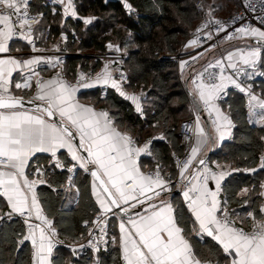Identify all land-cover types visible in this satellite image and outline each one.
Instances as JSON below:
<instances>
[{"label": "snow or ice", "instance_id": "1", "mask_svg": "<svg viewBox=\"0 0 264 264\" xmlns=\"http://www.w3.org/2000/svg\"><path fill=\"white\" fill-rule=\"evenodd\" d=\"M260 2L261 10L264 11V0ZM30 3L31 0H0V54L9 53V42L16 39L24 40L29 45L33 44L30 33L33 25L39 23L42 14L30 15ZM53 3L63 4L65 14L71 12L72 16L77 15L72 0H53ZM244 3L246 8L255 11L251 0H244ZM124 6L129 13L133 11L132 5L127 3V0ZM93 19L95 18H86L84 23L91 24ZM243 19L244 16L234 17L233 22ZM210 22L219 26L218 31H226L224 24L219 20ZM261 25L262 27L241 25L234 33L228 35L229 39L256 38L255 43L246 44L244 49L238 48L235 53L229 52L225 58L228 61L227 68L232 69L234 75L225 76L223 61L216 60L214 63L209 62L204 72L199 73L192 80L195 85V95L206 108L216 111V118L212 124L220 140H223L225 135L221 128L231 126L232 122L228 116L215 108L212 101L226 87L225 80L249 95L250 108L261 109V120H264V99L252 94L251 86L247 88L242 86L243 82L238 79L241 75L251 78L259 71L258 63H264L262 60L264 17L261 18ZM208 27L206 23L202 28L197 29V32H202ZM236 34H239V37ZM207 35L211 39V32ZM197 39L190 40L189 45H196ZM107 47L120 50L111 43ZM32 50H36L34 46ZM41 59V57L22 58L11 55L0 58V197L6 199L10 209L5 216H0V220L5 217L11 220L16 215L24 218L28 234L23 235L18 243L22 245L25 241H31L35 249L33 264H50L48 257L51 256L55 245L61 242L54 239L58 234L52 221L43 216L37 198V184L47 181L30 180L25 169L30 166L29 162L36 153H50L51 157L55 158L53 163L56 168L73 172L77 167L76 164L66 168L64 162L56 158L57 151L65 148L70 153L71 160L78 162L79 167L85 172H90L94 181H99L103 193L107 194L106 199L97 196L102 216L112 212L113 207L127 215L130 208L134 209L137 204L143 205L145 200L149 201L148 206L144 208L145 214L136 213L139 219L128 216L127 223L131 225V229L126 228L123 219L119 225L120 244L126 264H221V259L224 264H264V204L260 205L258 212L253 209L246 213V218L251 219V231L236 226V220L231 218L235 213H230L228 210V199L225 198L223 201L219 199L222 191L221 182L229 173L223 170L214 172L207 166L204 158L197 160L201 149L212 140V132H205V129L200 127L199 116L196 117L194 129L186 125L196 136L195 145L191 147L190 154L182 167L179 162L177 165L180 167V177L187 181L181 187L184 202L191 213V217L186 221L183 213L167 198L171 181L161 175L162 169L158 167L154 174H144L138 166L137 157L141 153H148L149 144L143 147L135 146L136 142L133 138L117 129L107 111L98 112L92 106L79 103L75 93L81 87L91 88L95 85L110 84L121 96L131 100L136 111L142 114L140 97L125 93L120 83L113 78L107 65L102 73L96 74L94 81L86 79L81 73L76 85L73 86L63 80L58 73L57 77L51 80L37 79L35 85L37 91L31 99L25 101L23 96L14 95L10 88L13 72L29 69L30 74L23 77L25 82L14 84L15 89H28L33 77L39 76L34 66L39 64ZM192 59L196 60L197 57ZM47 62L50 63L51 60ZM186 64L187 61H181L182 71ZM209 68H218L219 73L208 72ZM206 72L208 80L211 81L209 83L204 82ZM259 74L264 75V71H259ZM121 79L123 80L124 77L122 76ZM25 104L34 107L25 109ZM220 121L224 122L223 125L219 123ZM82 152L87 155H83ZM194 160H197L201 168L186 176L185 173H188ZM89 166H93L95 170ZM260 168L264 169V156L261 157ZM256 170L247 169L251 172ZM35 175L43 177L45 172L37 166ZM68 179L69 185L72 186V177ZM209 180L215 182L214 189L209 188ZM96 187L93 183L94 194ZM260 187L264 189V183ZM249 191L247 188L242 189L239 195L248 196ZM259 195L264 197V191ZM155 200H159V205L154 202ZM247 203L248 200H245V204ZM33 215L36 220L41 221L40 224L30 223ZM237 219L243 223L245 218L237 217ZM188 223L192 224L191 228H188ZM100 230L103 232V227ZM91 235L92 233L89 232L90 237ZM193 236L211 238L221 251L212 253L214 259H202L201 253L192 242ZM113 241L115 242V237ZM89 245L96 248L91 239Z\"/></svg>", "mask_w": 264, "mask_h": 264}, {"label": "trees", "instance_id": "2", "mask_svg": "<svg viewBox=\"0 0 264 264\" xmlns=\"http://www.w3.org/2000/svg\"><path fill=\"white\" fill-rule=\"evenodd\" d=\"M197 2L127 0L133 7V11L129 13L124 6L125 0H79L76 18H69L62 25L61 15L52 16L48 12L49 15L43 18L41 25L51 28L55 42L61 39V33L66 32L65 44L75 53L68 58V72L74 71L78 65L92 66L98 70L102 65L100 56L109 51L107 45L111 43L120 47L123 67L128 74L126 89L143 94L145 116L138 115L132 103L113 88L107 89L103 97L101 90H96L91 96L98 106L109 111L121 128L129 132L137 142H142L155 136L154 126L164 112L172 125L177 127L181 119H187L191 115V99L173 56L204 16L200 15L203 7L198 9ZM220 4L215 0L211 8L220 10ZM232 5L238 9V0L237 6ZM32 10L41 11L34 8ZM86 18L95 19L91 24H85ZM80 52L92 54L81 55ZM256 83L257 88L264 94V80ZM237 102L240 109L233 115L234 138L224 146L218 159L234 170L239 169L238 172L231 173L224 182V197L229 201L231 213L243 214L250 208L257 209L261 201L258 186L264 178V171L259 169L264 153V126H252L244 110L243 98H239ZM157 142L156 139L153 154L164 172L173 176L176 169L172 155L178 150L166 142ZM253 168L257 170L243 172ZM45 178L47 183L38 187V194L46 215L52 219L54 229L69 242H82L87 237L88 227L94 216L101 212L91 190L92 176L83 169L79 170L74 183L80 192L79 202L75 206L69 203V199L75 194V188L66 185V172L47 168ZM253 184L254 189L248 196H239L244 186ZM245 200H248V205L243 206ZM115 221L114 217L110 220L111 239L117 232ZM23 235L25 226L22 221L2 220L0 264H31L30 243L25 242L22 246L18 243ZM209 244L218 249L215 244ZM67 257L70 258V253L63 247L54 257V264H67L64 263ZM211 257L213 258L209 259H214V256ZM79 258L76 260L78 264H85L84 260L92 257ZM98 258V264H121L122 261L119 249L113 245L109 252L99 253Z\"/></svg>", "mask_w": 264, "mask_h": 264}, {"label": "built area", "instance_id": "3", "mask_svg": "<svg viewBox=\"0 0 264 264\" xmlns=\"http://www.w3.org/2000/svg\"><path fill=\"white\" fill-rule=\"evenodd\" d=\"M49 5H53V0H43ZM239 5L238 9L235 13L229 15V16H221V15H216V14H205L199 24L189 33V36L185 43L182 45L180 50L174 54L173 58L179 64L181 61H187L186 66L184 67L185 71H188L189 73V81L193 88H195V85H193L192 80L195 78L199 73L204 72L205 67H207V64H204L202 66H196L195 60L192 59V57H198L201 53L205 54L208 53L209 51L213 49H222V46L228 43H231L235 41L238 38H233L229 39L228 35L232 34L235 32V29L237 27H240L241 25L248 26L252 25L254 27H262L261 25V18L264 17V11L261 10L262 5L260 0H251V3L253 5V8L255 11L252 9L246 8L244 0H238ZM73 7L75 11L78 9L79 6V0H72ZM196 7L198 9H201L203 7L202 2L198 1L196 3ZM38 14H42L40 16V20L38 24L33 25V30L30 33V36L33 40V44L29 45L26 41L16 39V41H21L24 42L28 45V52L29 54H39L43 57V61H41L37 67H35V71L39 73L38 77H33V84H34V89H36V80L39 79L41 81H46L47 78L52 77L56 78L57 74L59 73L60 76L65 80L67 83L75 86L76 82L80 76L81 73L84 74L86 79H91L92 81L95 80L96 74H98V70H95L92 66L89 67H84L82 65H78L74 71L68 72L67 71V61L68 58L73 56L75 53H73L67 44L65 42H55L52 39V31L49 26H44L41 25V22L43 20V13L38 12V11H33L31 6H30V15L36 16ZM239 16H244L243 21L237 20L235 23L233 22L234 17H239ZM15 19V17H13ZM212 20H219L222 22L225 26L226 31H218L219 26L211 23L210 21ZM208 24V28H204L202 32H197V29L202 28L204 24ZM211 32V39L208 38V33ZM237 37H239V34H236ZM198 38V39H197ZM197 39V44L192 45V48H189V41ZM187 45V47H186ZM33 46L36 49L33 51ZM214 46V47H213ZM51 60V62H47ZM100 59L102 61V67H105L106 65L109 67H113L114 71V79H116L119 83L121 88L125 93H128V95L132 94L131 92L127 91L126 89V83L128 82V74L127 71L123 67V53L122 51H114L111 52L109 50L108 52L104 53L103 55L100 56ZM263 60V58H262ZM59 61V63H57ZM214 63V62H212ZM258 69L259 71H264V63H258ZM259 71L252 75L251 78H246L245 76L241 75L238 79L239 81H242L243 84L242 86L248 87L249 85L251 86V92L252 94H260V90L257 88V81L258 80H264V75H260ZM23 73H30L28 68H24ZM208 72H213V73H219L218 68H209ZM225 75H234L233 70L230 68H225ZM124 77L122 80L121 77ZM234 78H236L234 76ZM218 80V77H217ZM204 82L209 83L211 81L208 80V73L206 72L204 74ZM197 83H199V80H197ZM116 90V89H114ZM117 91V90H116ZM118 92V91H117ZM119 93V92H118ZM231 94H239L242 95L245 98V110L248 111L250 110L249 106V95L245 92H241L239 89H237L233 84L229 87L228 90H224L219 94L218 97V103L224 102L228 99V97ZM202 113L207 117L210 122L216 118L215 112L211 108H206L205 105H202ZM195 118V117H194ZM186 125L191 126L194 129L193 125V118H187L179 122L178 124V134L181 138V146L178 151H175L172 155V161L174 163L176 171H180V167H182L183 163L185 162L187 156L190 154L191 147L194 145V132L189 131V129L186 127ZM188 137V139H186ZM234 138V134L232 133L229 142H232ZM155 137L148 138L142 142H136L135 146L137 147H143L145 144H149V151L148 153H141L139 158H149L153 156L154 153V144H155ZM150 153V154H149ZM60 159L61 161L64 162L66 168L67 167H72L73 164H76L77 167L73 170V172L69 173L66 169L62 170L60 168H56L54 166V159L52 158L48 161L46 167L42 168L46 174L47 168H50L52 171L53 170H58V171H64L67 174V180H66V185H69V177H72V186H74L75 179L77 177V174L79 170L81 169L78 165V163H66L62 158L56 157ZM206 163L207 166L212 169L214 172H220L222 171L221 167L219 164L211 160L210 158H206ZM178 162L180 164V167H178ZM158 167L154 168H149L146 170V174H154L156 172ZM161 168V167H159ZM198 168H201V166H190L189 169H191L192 173H195ZM162 169V168H161ZM161 175L164 177H167L170 179L171 183L169 185L170 192L169 194H175L177 192H181V187L184 186L187 181L183 180L180 176L177 174L175 175H167L164 170L162 169ZM37 179H44L45 175L43 177H37ZM47 181V180H46ZM212 180H209L208 183H212ZM40 185H43L45 183H39ZM146 195H151V193H146ZM78 196H77V202H78ZM139 199H145L144 197H139ZM219 199L223 201L225 199L224 197V183H222V191L219 195ZM146 201V200H145ZM186 205V203H185ZM187 206V205H186ZM228 210L231 213L229 206ZM9 211H4L2 216H5V213ZM219 215V213H218ZM117 216V214L112 211L104 216L101 215V212L97 215L94 216L91 224L88 227L87 231V237L85 240H83L80 243H72L67 241L65 238L61 237L58 232L57 236L54 238L61 243H58L55 245L53 248L52 252V257L54 258L58 251L63 248V247H71L73 248L74 252L78 257H91V251H95L96 253H107L110 251L112 247V239L109 235V227H110V220ZM100 217V219H98ZM233 220H236V226L237 227H242L245 229V231H251L252 230V224L251 220L248 223H241L239 220L236 219L235 216L231 217ZM4 219H7L6 217ZM13 220H20L24 223V218L20 217L18 215L14 216L12 218ZM11 219V220H12ZM48 220L52 221V219L47 218ZM2 220H0V223ZM30 223L32 224H40L41 221L36 220L35 217L33 216L32 219L30 220ZM53 225V222H52ZM25 226V235L28 234V228L27 225L24 223ZM103 227L104 231L101 232L100 228ZM38 232V231H37ZM89 232L92 233L91 237L89 236ZM38 237V234H37ZM22 239V238H21ZM92 240V243L96 245V248H93L92 246L89 245V240ZM27 242V241H25ZM24 242V243H25ZM23 243V244H24ZM22 244V245H23ZM19 244V246H22ZM83 245V247H81ZM34 251L35 249L33 248L31 241H30V258H31V264L33 261V256H34ZM121 264H126L124 260L121 261Z\"/></svg>", "mask_w": 264, "mask_h": 264}, {"label": "crops", "instance_id": "4", "mask_svg": "<svg viewBox=\"0 0 264 264\" xmlns=\"http://www.w3.org/2000/svg\"><path fill=\"white\" fill-rule=\"evenodd\" d=\"M30 6L32 8H34V9H40L41 10L40 12L43 13V16H44L43 18L44 19H45V17H47L49 15L48 12H50L52 14V16L61 15L62 18H63V21H61L62 25H64L69 18L74 19V18L77 17V15L76 16H72L71 12H69L68 14H65L64 5L60 4V3H55L53 5H49L43 0H31ZM60 37H61V39L59 41H57V42H60V43L63 42L64 43L66 41V38H67L66 32L61 33ZM255 39L256 38H253V37L238 38V39H236L235 41H233L231 43L223 45L221 50L213 49V50L209 51L208 53H205L203 55H199L197 57V59L195 60V64H196V66H202V65H204L206 63H209V62H215L216 60H222L224 65H225V68H227L228 61L225 58L227 57L228 53L229 52L235 53L236 49H238V48L244 49L246 44L255 43ZM9 44H10L9 53L0 54V58H6L8 55H11L13 57H22V58L41 57L42 58L41 61H43V57L41 55H39V54L32 55V54L27 53L29 48H28V45L26 43L21 42V41L13 40V41H10ZM112 45H114V44H112ZM114 46H117V45H114ZM190 48H192V45H189L188 49H190ZM17 49H19V50H17ZM119 49H120V47H119ZM109 50H111V52H114V51H116V48L113 47L112 49H109ZM80 54L81 55H83V54H92V52H80ZM238 55L239 54H237V56ZM263 55H264V53H262V58H263ZM180 64H181V62L178 64V67H179L182 79L185 81V83L186 82L188 83L189 88L194 93V88H193V86L191 85V83L189 81V73H188V71H185L184 69L182 71L181 67H180ZM37 66H38V64L35 65L34 68L37 67ZM104 68L105 67L101 66L98 69V73H102ZM108 69L112 73V76L114 78V71H113L112 65H111V67L109 66ZM29 74L30 73H23V72H21V70H17L15 72H13L12 84L10 85V88H11V91H12V93L14 95H16L18 97L19 96H23L24 98L33 97L35 95L37 90L34 89L33 80L29 82L31 86L28 89H23V88L15 89L14 88V84L15 83H17V82L18 83H24L25 81H24L23 77H26ZM225 76H227V75H225ZM51 79H54V78L49 77V78L46 79V81L47 80H51ZM224 83L226 85L224 90H228L229 87L232 85L227 80H225ZM109 88H112L110 84L109 85H95L94 87H91V88H83V87H81L75 93V98H76V100L79 103L84 104V105L92 106L98 112L99 111H107L105 108H103L101 106H98L94 102V100H93V98L91 96V93L95 92L96 90H101L102 97H103L105 95L106 90L109 89ZM132 94H135V93H132ZM219 94H218V97H219ZM135 95L140 97V103H141V106H142V109H143V94L139 92L138 94H135ZM236 95H238V96H236ZM255 95L257 97H260L261 99H264V94H262V93L255 94ZM195 97L198 100V102L201 105H203V102H201L199 100V97L197 95H195ZM218 97L212 101V104L215 105V108L219 109L220 112L223 115L228 116L229 119L232 122L231 126H224V127L221 128V131H223L225 133L223 140H220L219 134L214 131L215 126L210 122V120L207 117H205V115L203 113H198V111L196 110V108H195V106L193 105L192 102H191L192 103L191 104V115L188 118H190V119L193 118V125H194V128H195L196 117L199 116L200 117V127L204 128L205 132H209V131L212 132V140L209 141L208 145H206L205 147H203L201 149V152L198 154L197 160L199 158L208 157V158H211V160H213L217 164H219V166L221 167V169L223 171L229 173L228 175L225 176L224 180L221 182V183H224L231 173L238 172L239 170L237 171V170H234V169L230 168L227 164H225L223 162H220L218 158L220 157V153H221L222 149L224 148V146L227 143H231V142H229V138H230L231 134L233 133L234 125H235L234 124V120H233V115L236 113V111H238L240 109V105L238 104L237 101H238L239 98L240 99L243 98V100H244V110H245V98L242 95H239V94H231L226 101L218 103ZM235 98L237 99V101H236ZM128 101L130 103H132L131 100H128ZM132 105L135 107V105L133 103H132ZM25 109H28V108H25ZM135 111H136V107H135ZM261 111L262 110L259 109L258 107L255 108V109L250 108V110L246 111L249 123L252 126H259V127L264 126V120H261V115H260ZM107 112L109 113V111H107ZM214 112H215V115H216V111L215 110H214ZM136 113L138 115H140L141 117L145 116L144 112H142V114H141V113L136 111ZM109 115H110V113H109ZM110 117H112V116L110 115ZM112 118H113V122H114L115 126L117 127V129L119 131H121L122 133H127L129 136H131L133 138V140L135 142H137V140L129 132H127L126 130L121 128L116 123L114 117H112ZM167 122L170 123V120L167 117V113L164 112L161 115V118H160L159 122L157 124H155V126H154L155 127V131H156V134H155L154 137L157 139V141H158L157 143L166 142V143L174 146L176 148V150H179V148L181 146V138H180V136L178 134V130H177V134H175L168 127H164V125H166ZM219 123H221L223 125L224 122L220 121ZM177 129H178V127H177ZM195 140H196V136L194 134V145H195ZM262 156H264V153H263ZM57 157L62 158L64 161H68V163H78L76 161H72L71 160V155H70V153H68L66 148L65 149H59L57 151ZM52 158L53 157H51L50 153H36L31 158V160L29 162L30 166L25 169V173L28 176V178L30 180L37 179V176L35 175V171H36L37 166H39L41 168L46 167L48 161L50 159H52ZM197 160L193 161V166H199V164L197 163ZM137 163H138V166L140 167V170L144 174H146V170H148L149 168L161 167V164H159L157 162V159L155 158L154 154H153L152 157H149V158H144L143 157V158L137 159ZM259 169L264 171V169L260 168V165H259ZM179 172L180 171H176L175 174L180 176ZM243 172L247 173L248 171L247 170H243ZM189 173H192L191 169H189L188 173H185V175L188 176ZM175 174H173V175H175ZM93 183H95V182L92 179V185H91L92 193H93ZM262 183H264V178L260 181L259 186H258L259 187V190H258L259 194H260L261 191H264V189H261V187H260V185ZM39 186H40V184L38 183L37 186H36L37 198H38V201L40 203L43 216L46 217V218H49L46 215V213H45V211H44V209L42 207V204L40 202V199H39V194H38V187ZM96 186H97V184H96ZM208 186H209V188L214 189L215 188V182L213 181L212 183H208ZM73 187L75 188V194L69 199V203H71L73 206H75L79 202V198H78V202H77V196L79 197V193L80 192H79L77 187H75V186H73ZM245 188H247V189H249L251 191V190L254 189V184L251 185V186H244L242 189H245ZM241 190H240V192H241ZM250 191H249V193H250ZM98 195L101 198H105L106 199L105 195L102 193L100 188L97 186L96 187V194L93 193V196H94V198H95V200H96V202H97V204H98V206L100 208V204H99L98 199H97ZM167 198L170 200V202L174 206H176L178 208L179 211H181L183 213L185 220L186 221L189 220V218L191 217V213L188 211L187 206L185 205L182 192H177L175 194H168ZM154 202L157 205H159V200H155ZM130 203H136V201H130ZM148 203H149V201L146 200L143 205L137 204L136 208H134V209H139L138 212L143 215V214H145L144 213V208H146L148 206ZM259 204L260 205L264 204V197H261V201H260ZM245 205H248V203L244 204L243 206H245ZM260 205H258V207L256 209L257 212L259 210ZM125 207H127V205H125ZM130 209H133V208H130ZM253 209L254 208H250L249 210H247L243 214L240 213V212H237V213H235V217L236 218L237 217L245 218L243 223H248L251 219L250 218H246V213L248 211H252ZM9 210L10 209L7 206L6 199L3 198V197H0V216H2L4 211H9ZM100 211L102 212L101 209H100ZM150 211H151V209H149V212ZM114 218L116 219L115 225H116L117 232L114 235H112V245L119 249V251L121 253V259L124 260L123 259L122 249H121V244H120L121 232H120V227H119L122 219L118 215L115 216ZM132 218L133 219H139V217L136 215V213L132 216ZM123 220L125 221L126 228L131 229V225L127 223V219H123ZM238 220H240V219H238ZM189 227L190 228L192 227L191 223H189ZM37 234L39 235L38 232H37ZM113 237H115V242L113 241ZM27 242L30 243V240L27 241ZM192 242L194 243L196 249L201 253V258L202 259L213 258V257H211V256H213L212 253H219L221 251L219 249V246L216 245V243L211 238H208L206 236L203 237V238H198V237L193 236L192 237ZM198 242H200V243H198ZM209 242L215 244L218 247V249H216L212 244H209ZM206 243H208V244H206ZM209 245H212V246L209 247ZM66 248L68 249V251L70 253V258L67 257L64 260V263H67V264H78V262L76 260L80 259V258L76 255V253L74 252L73 248H71L69 246H67ZM208 248H211V249H208ZM210 250H211V252H210ZM98 254L99 253H96L95 251H91V257L92 258L89 259V260H84L85 264H98V262H99ZM48 260L50 261V264H54V258L52 257V254H51L50 257H48ZM32 264H33V261H32ZM221 264H224L223 259H221Z\"/></svg>", "mask_w": 264, "mask_h": 264}, {"label": "rangeland", "instance_id": "5", "mask_svg": "<svg viewBox=\"0 0 264 264\" xmlns=\"http://www.w3.org/2000/svg\"><path fill=\"white\" fill-rule=\"evenodd\" d=\"M197 1H202V5H203V8L201 9L200 15L209 14V12H211V14H216V15H231L237 10V7L235 8L232 5V4H236L235 6H237V0H231V2H226L225 0H217V2L221 3L220 4L221 9L220 10L218 8L216 10L211 8L212 2H214L215 0H206L208 4L206 3L205 0H196V2ZM129 92L135 93V94L139 93L138 91H134V92L129 91ZM143 110H144V106H143ZM164 127H168L171 131H173L175 134H177V126L172 125L171 122L170 123L167 122L166 125H164Z\"/></svg>", "mask_w": 264, "mask_h": 264}, {"label": "water", "instance_id": "6", "mask_svg": "<svg viewBox=\"0 0 264 264\" xmlns=\"http://www.w3.org/2000/svg\"><path fill=\"white\" fill-rule=\"evenodd\" d=\"M185 87H186V89H187V93H188V95H189V97H190V99H191V102L193 103V105L195 106V108H196V110L198 111V113H202V105L198 102V100L196 99V97H195V94L193 93V91L189 88V85H188V83L186 82L185 83ZM32 97H29V98H24L25 99V101H27L28 99H31ZM37 103H40L39 101H37ZM25 108H30V107H34V105H28V104H25V106H24ZM56 119H59V117H56ZM77 142H78V138H77ZM82 154L83 155H87V153H85V152H82ZM206 158H208V157H205L204 159H206ZM200 166V165H199ZM89 167H93V166H89ZM93 170H95L94 169V167H93ZM89 174H90V172H88ZM93 178V177H92ZM93 181H94V178H93ZM96 184H97V186L100 188V190L102 191V193H103V190H102V188L99 186V181H94ZM104 195H105V197L107 198V194L106 193H103ZM113 211L121 218V219H128V216H133L135 213H137L138 211H139V209H129V212H128V214L127 215H125V213L124 212H122V211H120V210H118V209H116V208H114L113 207Z\"/></svg>", "mask_w": 264, "mask_h": 264}]
</instances>
